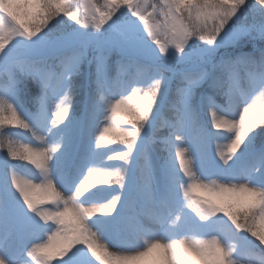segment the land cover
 <instances>
[{"label": "snow or ice", "instance_id": "obj_1", "mask_svg": "<svg viewBox=\"0 0 264 264\" xmlns=\"http://www.w3.org/2000/svg\"><path fill=\"white\" fill-rule=\"evenodd\" d=\"M83 13L82 18L70 0H0V63L7 66V78L0 83V264H52L54 257H59L56 264H239L241 247L255 252L256 241L264 244V48L258 57L241 52L214 65L222 69L224 82L239 80L236 92H227L221 77L203 70L181 74L183 87L172 101L178 106V121L159 141L161 153H167L161 159L153 151V129L158 102L166 101V96L161 100L164 69H156L160 78L154 76L143 87L116 93L110 85L120 75H109L108 59L118 52V73L124 63L148 73L151 66L129 56V49L154 50L161 58L174 53L185 61L186 50L199 40L204 42L200 59L210 62L217 49L245 37L264 41V0H103L102 5L87 0ZM242 18L245 22L240 23ZM62 19L75 27L58 30ZM88 49L98 53L95 91L81 123L74 114L73 77L81 74ZM17 56L23 57L22 63ZM13 68L31 82L35 111L25 107ZM204 84L209 91L198 95ZM214 93L225 94L226 102L216 104ZM202 109L210 111L211 128L217 131L209 129ZM226 110L232 111L231 118ZM44 121L48 136L59 131L54 142L48 143L38 131ZM104 121L108 123L101 129ZM112 121L131 127H113ZM185 125L197 132L191 143L185 139ZM21 131L37 143L21 139ZM219 133L230 137L216 153L229 167L209 171L204 160ZM117 141L126 151H108ZM101 146L108 153L103 162L120 161L125 167L107 169L94 163ZM138 146L136 196L181 208L190 201L192 212L210 224L224 225V232L201 234L189 227L188 234L149 237L142 224L129 225L118 210L127 166ZM16 161L34 166L40 182H34L35 173L24 178L20 169L25 165ZM85 168L87 177L80 179ZM161 173L163 186L154 187V177ZM112 177L115 184L110 183ZM99 186L117 191L95 203L90 194ZM180 219L176 213L175 221ZM9 224L16 225L14 233L7 231ZM113 233L119 234L122 246L105 239ZM225 234L237 244L226 242ZM133 238L140 246L130 243ZM259 264H264V252Z\"/></svg>", "mask_w": 264, "mask_h": 264}, {"label": "rangeland", "instance_id": "obj_2", "mask_svg": "<svg viewBox=\"0 0 264 264\" xmlns=\"http://www.w3.org/2000/svg\"><path fill=\"white\" fill-rule=\"evenodd\" d=\"M71 3H73L76 6H79L80 8V12H81V17L83 18V9L84 6H86L87 4V0H70ZM93 3H98V4H103V0H92ZM67 19V18H65ZM245 22L242 18V20L240 21V23ZM61 23V25H60ZM59 23L60 26H64L62 29L64 30H70L72 28L75 27V25H72L71 22H68L66 20H61V22ZM261 44L260 46L264 47V41H259ZM204 42L203 41H199L197 40L195 44L192 45V47L190 49H187V56L188 59L185 61H180L178 58L175 57L174 53H170L169 56L167 58H161L159 57V55L157 53L154 52H141L138 49L135 48H131L128 50L127 54L128 55H132V57L138 58L140 60H146L148 62L154 63L155 67L150 68L148 73H142L143 72V68L138 66V65H134L131 63H124L121 64L119 67V73L117 70V62L115 60L110 61V59H108V71H109V75H110V71H113V76L115 77L118 74L120 75V77H118L116 79V82L112 85H110L111 91L116 92V93H120V92H126L130 89L131 86L136 85V86H141L143 87L144 85H146L154 76H156V78H160V73H158L156 71V69H158V66H161V69H164L162 75H163V81L162 83H164L165 88L161 90V100H164V96L167 95L168 93V87L170 85V82L176 77L177 72L174 71L175 67L178 66H185L188 69H194L197 70L198 72L203 70L205 72H207L210 76H218L221 77L222 80V87L225 88L227 90V92H236L239 90V80L237 78H233L230 82H224L223 81V71L222 69H217L214 70V72L212 73V75L209 73V69L208 66L209 64H211L212 61H214L213 59L215 58V56L217 55L219 56H223L224 53L223 50L225 49H229V48H234L236 47L237 44L235 45H226L223 47H220L219 49H217V52L214 56V58L212 59V61L210 62H203L200 59V55H199V49L203 46ZM90 54H85L86 59L82 65L85 66V68H81V81H80V86L83 85V83L88 82V78L92 77V81H91V96L94 95V91H95V84H94V72H95V61H94V57L96 55H98L97 52H95L92 49H88ZM174 51V49H173ZM113 55L112 57L116 58V55H119L118 52L113 51ZM178 55H183V54H178ZM16 61L17 63H22L23 62V57L21 56H17L16 57ZM6 65H4L3 63H0V83H2L4 80H6V76H4L1 72H6ZM14 69V68H13ZM12 69V70H13ZM16 70V74L19 75V79H20V86L22 89V99L24 101L25 107L28 108V110L30 111L32 104L34 105V103H32V98H24V91H30L31 88H33L31 82L25 78L21 73L19 68H15ZM78 76V75H76ZM74 76V77H76ZM168 85V87H167ZM183 87V84L181 85L180 88ZM81 88V87H79ZM179 89V88H178ZM178 89H177V95H178ZM34 90V88L32 89ZM209 91L207 84H204L203 87L199 90L198 95L202 94L204 92ZM35 93V90H34ZM143 93L141 92L140 95H142ZM129 95H132L131 91H129ZM260 94L257 93V96H259ZM34 96V95H33ZM215 96V103L218 105H223L226 102V95L225 94H220V93H214ZM27 97V96H26ZM117 99H119L120 97H116ZM57 102H59L57 100ZM84 105L82 104V110H81V114L80 116L77 114L75 115L78 118V121L82 123L83 119H84ZM163 105V104H162ZM162 105H160V103L158 102V109H159V114L156 117V122H155V126H157L158 122H164V118L161 115V108ZM227 114H229L228 118H231L232 115V111H235V109L231 110H226ZM201 116L202 118L205 120V122L208 124V127L211 131H217L216 129L211 128V115H210V111L207 112V114L205 113V110L202 109L201 110ZM236 118L238 119V114L236 115ZM103 119V118H102ZM50 123V122H49ZM105 123H108L107 121H104L100 124V128L102 129L105 126ZM111 125L113 127H125L127 128L128 126H125V124H121L119 121H112ZM154 126V128H155ZM186 127V131H185V139L191 143L192 140L195 138V136L197 135V132L195 129L193 128H187ZM46 128V121H44L40 128H38V131H41V135H44L46 138V141L48 143L54 142L56 139H58L59 136V131L58 130H53L52 135L48 136L47 132L44 131ZM159 129V128H158ZM164 130H167L166 128H164ZM170 130V129H169ZM162 133V132H161ZM159 133V134H161ZM168 132L163 133L162 137H157L155 136L157 143L153 146V151L156 153L157 158L161 159L163 156H166L167 153H161L160 149L162 147V145L159 143L160 140L167 138L168 136ZM98 131L96 132V135H98ZM21 139L25 140V141H30L33 144L37 143V141L34 140V138L31 136L30 133H26L21 131ZM229 135L225 134V133H219L216 135L215 140L212 142L211 144V149H210V153L209 155L205 158L204 160V166L209 170H216V169H224L227 170L229 166H225L222 165V161H220L219 159V155L216 154L218 152V150H224L225 149V145L228 143L229 140ZM94 139V137H93ZM188 145L185 144V147H187ZM193 148H195V144H192ZM93 147H95V144L93 143ZM105 150V146H101L100 152L102 154H100V156L94 161V163L96 164H100L101 167L107 168V169H115V168H124L125 165L120 162V161H110V162H103L106 161V157L105 155H107V151L103 153V151ZM108 151H126V147L123 148L120 146L118 147H114L109 149ZM139 153V146L137 147V152L136 154L133 155L132 160L130 162V164L127 166V182H126V186L124 189V197L123 200L121 202V208L118 210L124 217H126V220L128 222L129 225L134 226L138 223L142 224V231L144 233V235L147 236H152V235H165V238H169L171 235H184V234H188V229L189 227H195L198 228L200 230V233H211L213 231L215 232H224V225L220 224V223H214V224H210L209 223V219L207 217H205L204 219H200L195 212H192L191 207H190V201L185 200L183 207H172L170 205H168L166 202L163 201H159V200H152L150 198L147 197H138L136 196V182H137V164H138V156ZM112 154V153H109ZM187 159V157H186ZM14 163L17 164H21V165H25V167L20 169V172L24 174V178H32V174L35 173V176L37 177L34 182H40L38 177H39V173L37 170L34 169V166L31 165H27L26 162L23 161H16ZM232 162H229V165H231ZM175 168L179 169V161L176 160L175 161ZM180 175H183V173L181 172ZM87 177V169L85 168L83 170V175L80 176V179H85ZM3 178V169L0 168V180H2ZM79 178V177H77ZM185 180H187V177H184ZM213 179H215V177H213ZM110 183L115 184V177H112L110 180ZM154 183V187H162L163 186V175L158 174L157 176L154 177L153 180ZM117 191V189L115 187H107V186H99L96 189L92 190V193L90 194L93 202L95 203H102L108 199L111 198V196L113 194H115V192ZM18 195V194H17ZM134 196H136L135 199H132ZM139 198L142 201L147 202L148 204H150L152 209H143V210H138L136 208V204L135 201L136 199ZM181 199H183V197H181ZM54 207V206H53ZM179 213L181 219L179 222L175 221V214ZM174 223H179L182 227L177 229L175 227H173ZM16 230V225L15 224H9L7 226V231L9 233H14ZM250 239H254L249 237ZM46 239V237H45ZM105 239H108L109 243L113 246H122L121 245V241L119 239V234L118 233H113L111 237H105ZM143 239V236L140 237V240ZM225 241L226 242H231L232 244H237V241L235 240H231L230 235L229 234H225ZM130 243L134 244L135 246H140L139 244V240L133 238V241H131ZM256 249L255 252H250L248 250L243 249L242 247L240 248V251L238 253L237 259L239 261V264H259V259H260V254L262 252H264V244H260L259 241H256ZM109 251H116L117 254H123V252L115 249V248H110ZM59 259V257H54L52 260V264H56V261Z\"/></svg>", "mask_w": 264, "mask_h": 264}, {"label": "trees", "instance_id": "obj_3", "mask_svg": "<svg viewBox=\"0 0 264 264\" xmlns=\"http://www.w3.org/2000/svg\"><path fill=\"white\" fill-rule=\"evenodd\" d=\"M258 19V17H257ZM253 20L252 15L248 16L247 22L251 23ZM61 25V23H60ZM59 23L57 24V29H62L64 26H60ZM259 39L256 40H252L248 37H245L241 42H239L236 47L234 48H229V49H225L223 50L224 53L223 56H215V58L213 59L214 61L211 62V64L207 65L208 66V71L209 73L212 75V73L214 72V70L217 69H221L218 66H214L217 65L218 62L221 59L224 60H228V59H233L235 57H237L241 52H245V53H253L258 57L259 56V50L261 48H264L263 46H260ZM114 52H111L109 54V59L110 61L115 60L116 62L120 59V55H116V58L112 57ZM85 54H90L89 50H86ZM86 56V55H85ZM132 56V55H129ZM144 63H147L152 67L154 66V63L148 62L146 60H143ZM141 67V66H140ZM85 68V66L82 67V69ZM158 69H161V66L157 67ZM16 69L14 68L13 71L16 73L15 71ZM187 70V68L185 66H178L175 67L174 71L177 72L176 77L170 82V85L168 87V93L166 95V101L165 103L162 105L161 108V115L164 118V122H158L157 126H155V128L153 129L154 132V136H156V138L158 137H162L163 133L168 132L170 129V125L173 124V122H177L178 121V106L174 103H172V101H174L177 98V89L181 87L182 83V77L181 74L184 73ZM194 70V69H193ZM196 72H198L197 70H195ZM110 76H113V71H110ZM4 76H6V72H1ZM17 75V74H16ZM19 77V75H17ZM80 81H81V75H78L76 77H73V88H72V100H73V108H74V114L75 115H79L81 114V110H82V104L84 105V110L86 109V104L88 99L91 97V81H92V77L88 78V82L83 83V85L80 86ZM81 87V88H79ZM33 88L30 89V91H25L23 90L24 93V98H33L35 96L34 90H32ZM34 95V96H33ZM27 96V97H26ZM30 96V97H29ZM30 98V99H31ZM33 103V102H32ZM30 111H35V106L32 104ZM125 126L131 127L130 125L125 124ZM177 126H179V124H177ZM159 128V129H158ZM164 128H166L167 130H164ZM162 132V133H161ZM161 133V134H159ZM120 146L125 148L126 146L122 143L117 141L116 143L112 144L110 147L114 148V147H118ZM136 204V208L140 211L143 209H152L150 204H148L145 201H142L141 199L137 198L135 201Z\"/></svg>", "mask_w": 264, "mask_h": 264}]
</instances>
